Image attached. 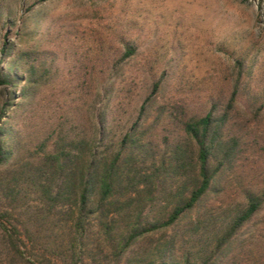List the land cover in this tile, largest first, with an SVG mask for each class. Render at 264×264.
<instances>
[{
    "label": "trees",
    "instance_id": "trees-1",
    "mask_svg": "<svg viewBox=\"0 0 264 264\" xmlns=\"http://www.w3.org/2000/svg\"><path fill=\"white\" fill-rule=\"evenodd\" d=\"M32 13L18 41L38 35ZM68 38L62 54L0 39V264H88L98 255L107 264H264V236H246L264 188L210 202L261 131L263 106L238 102L246 56L203 100L172 68L158 74L125 34L92 46L77 31ZM14 114L37 133L30 144L10 124Z\"/></svg>",
    "mask_w": 264,
    "mask_h": 264
},
{
    "label": "rangeland",
    "instance_id": "rangeland-1",
    "mask_svg": "<svg viewBox=\"0 0 264 264\" xmlns=\"http://www.w3.org/2000/svg\"><path fill=\"white\" fill-rule=\"evenodd\" d=\"M34 1L0 0L1 40L20 46L32 45L38 40L43 46L55 48L62 54L69 48L66 43L72 36L69 39L68 34L74 31L82 38V44L91 46L98 38L108 40L113 34H125L138 42L144 57L151 59L158 74L172 68L182 76L183 86L193 88L203 100L208 92L228 82L233 60L246 56L238 102L244 108L253 104L263 106L261 131L256 143L249 141L243 157L236 161L225 178L223 192L210 202L232 204L240 201L244 192L264 188V2L97 0L90 3L54 0L34 5ZM30 7L32 10L28 12ZM29 13L39 21L38 35L24 43L18 41L16 33L21 19ZM7 19L15 20L16 24L7 27ZM143 83L137 89L136 97L124 104L123 115L114 127L117 136L123 132L144 96L143 91L140 92ZM23 123L22 115L14 114L10 119L16 130L26 134V143H23L30 144L37 133L34 131L33 134L32 129L25 131ZM249 235H253L255 242L263 238L264 206L249 226L246 236ZM88 264H107V260L98 255Z\"/></svg>",
    "mask_w": 264,
    "mask_h": 264
}]
</instances>
